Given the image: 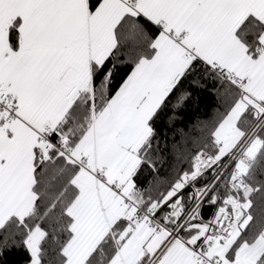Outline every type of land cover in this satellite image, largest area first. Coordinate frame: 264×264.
Here are the masks:
<instances>
[{"label": "snow or ice", "instance_id": "6c2138e0", "mask_svg": "<svg viewBox=\"0 0 264 264\" xmlns=\"http://www.w3.org/2000/svg\"><path fill=\"white\" fill-rule=\"evenodd\" d=\"M0 264H264V0H0Z\"/></svg>", "mask_w": 264, "mask_h": 264}]
</instances>
